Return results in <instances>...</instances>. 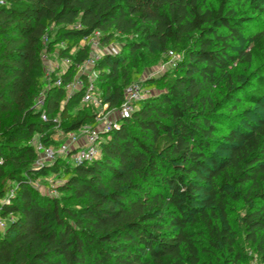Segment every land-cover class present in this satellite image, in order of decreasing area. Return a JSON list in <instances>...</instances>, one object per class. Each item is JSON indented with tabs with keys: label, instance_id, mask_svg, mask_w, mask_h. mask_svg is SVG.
Returning a JSON list of instances; mask_svg holds the SVG:
<instances>
[{
	"label": "trees",
	"instance_id": "16d2710c",
	"mask_svg": "<svg viewBox=\"0 0 264 264\" xmlns=\"http://www.w3.org/2000/svg\"><path fill=\"white\" fill-rule=\"evenodd\" d=\"M245 2H0V264H243L235 201L264 264V6L249 0L250 12ZM94 31L104 43L121 39L93 65L110 108L148 55L180 58L145 78L163 87L102 133L99 157L75 163L74 148L36 166V139L57 146L98 122L82 102L86 86L64 87ZM57 44L68 59L62 85L46 82L41 57ZM49 175L54 194L33 185Z\"/></svg>",
	"mask_w": 264,
	"mask_h": 264
},
{
	"label": "built area",
	"instance_id": "2783aa9c",
	"mask_svg": "<svg viewBox=\"0 0 264 264\" xmlns=\"http://www.w3.org/2000/svg\"><path fill=\"white\" fill-rule=\"evenodd\" d=\"M1 3L4 0H0ZM44 41L47 38L43 37ZM82 45L86 44L90 47V55L87 59H85L82 63L77 65L78 74H76L73 78L67 80L64 84L67 92H71L74 90H79L86 86V89L83 94L82 102H98L101 103L100 99L97 98V86L94 84V79L96 77V71L93 69V65L96 60L102 55V53H97L98 46L100 43V36L98 31H94L89 36H84L82 38ZM114 51H109V53H114ZM169 58L165 62L169 66H173L175 61L180 58L178 53H175L173 50L168 51ZM178 55V57H177ZM41 57L44 64L45 71V80L47 83H52L54 85H62V79L59 73H56L54 78H51L52 72L54 71L52 68L49 69L48 65H50L49 54L45 51V49L41 52ZM66 62L68 61L65 60ZM164 66V64H163ZM87 75V82L84 78L81 77V74ZM149 76H155L154 73H149ZM145 77V78H147ZM150 91L144 87L141 79L134 80L131 82L124 90V96L121 104L117 107L116 115L111 118L105 115H97L98 122L96 125L85 124L80 129L76 131H69L66 134L67 140H63L57 146H44L39 140L34 141L36 152L38 153L37 158L35 159L34 164L41 165L43 163H51L55 158L59 155H65L69 153V150H73V155L70 160L75 163H82L92 159H95L100 156L101 151L99 150L100 138L102 137V133L111 130L112 128H116L120 119L128 116L136 102L141 101L150 95ZM43 97V93H40L36 97V103L41 102ZM107 105V103H104ZM42 118L45 119V115H42ZM79 138L84 139V143L82 145L76 146V142ZM7 218L3 219L0 217V229H3L6 225Z\"/></svg>",
	"mask_w": 264,
	"mask_h": 264
},
{
	"label": "rangeland",
	"instance_id": "374dc122",
	"mask_svg": "<svg viewBox=\"0 0 264 264\" xmlns=\"http://www.w3.org/2000/svg\"><path fill=\"white\" fill-rule=\"evenodd\" d=\"M243 1V0H241ZM260 3L261 7L264 6V0H258ZM245 5L249 7V11L251 12V6H249V0L245 2ZM244 6V5H243ZM263 18L264 20V9L260 14H258ZM79 45H82V41L79 42ZM121 45V39H117L114 42H101L99 43L98 46V51L97 53H108L109 51H114L117 48H119ZM58 44L55 45L54 49L51 51L49 55V60H50V65H48L49 69H53L57 73H61L66 71L67 68V62L65 61L66 59L62 58L58 52ZM180 56V54H179ZM178 57V55H177ZM168 57H164V55H158V54H153V55H148L146 58L144 64H143V70L141 73V76L138 79L142 80V84L146 89H148L151 93L158 91L160 88L163 87L162 83H160L158 86L153 87V85H145L143 81H145V77L149 75V73H154L155 76H160L163 75L165 76V73L170 72L172 70V66H169L165 62L167 61ZM164 64V66H163ZM45 88V87H44ZM44 92V89L41 93ZM97 98H99L98 93L96 94ZM101 101V100H100ZM87 105L92 107L97 115L103 116L107 115L111 118H113L117 113V107H112L110 108L108 103L107 105H104L106 102H85ZM248 103L244 102L241 105V108L246 107L248 110ZM255 108V106H254ZM62 140H67V137H64ZM57 182V178L55 175H49L47 177H38L33 180V185L36 186L37 188L39 187L40 190L47 192L49 194H54L55 190H53L54 184ZM243 202L238 201V202H233L232 207L230 209V221L235 229H237L238 234H239V242L242 244L245 248V251L248 252L249 257L245 260L243 264H261L260 261L257 259V251L255 250L254 245L250 244L249 241L246 240V233H245V228L243 227L242 224V216L244 214V209L242 208Z\"/></svg>",
	"mask_w": 264,
	"mask_h": 264
},
{
	"label": "crops",
	"instance_id": "0c3cea01",
	"mask_svg": "<svg viewBox=\"0 0 264 264\" xmlns=\"http://www.w3.org/2000/svg\"><path fill=\"white\" fill-rule=\"evenodd\" d=\"M83 143H84V139L83 138H79L75 145L78 146V145H82Z\"/></svg>",
	"mask_w": 264,
	"mask_h": 264
}]
</instances>
